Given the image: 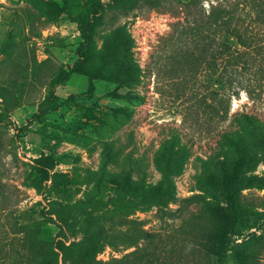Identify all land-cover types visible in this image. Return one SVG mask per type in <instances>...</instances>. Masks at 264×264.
I'll return each instance as SVG.
<instances>
[{"label":"rangeland","instance_id":"rangeland-1","mask_svg":"<svg viewBox=\"0 0 264 264\" xmlns=\"http://www.w3.org/2000/svg\"><path fill=\"white\" fill-rule=\"evenodd\" d=\"M191 1L0 0V264H264V100L186 22L252 0Z\"/></svg>","mask_w":264,"mask_h":264},{"label":"trees","instance_id":"trees-1","mask_svg":"<svg viewBox=\"0 0 264 264\" xmlns=\"http://www.w3.org/2000/svg\"><path fill=\"white\" fill-rule=\"evenodd\" d=\"M191 4L194 5L190 0L187 6L191 8ZM186 22L191 25L194 35H203L204 32L208 46L205 54L208 65L204 71L207 75L210 74L213 63L216 59L219 60L224 76L220 78H223L222 89L225 94L232 91L238 93L244 89L252 98L263 101L264 0H252L240 4L219 2L215 5L211 4L208 12L195 11L193 8L188 13ZM217 42L220 44L219 49L214 46ZM198 72L196 73L199 74ZM209 87L213 90L217 88L216 83L212 81ZM103 241L102 231L99 230L79 243L78 251L69 253L67 249H73L75 243L66 245L59 240L56 248L53 245L58 249L55 251L53 264H59L60 253H63L64 264H89L102 247Z\"/></svg>","mask_w":264,"mask_h":264}]
</instances>
